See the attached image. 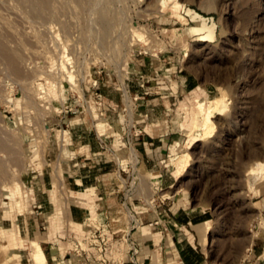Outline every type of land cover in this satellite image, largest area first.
Segmentation results:
<instances>
[{"label":"rangeland","instance_id":"374dc122","mask_svg":"<svg viewBox=\"0 0 264 264\" xmlns=\"http://www.w3.org/2000/svg\"><path fill=\"white\" fill-rule=\"evenodd\" d=\"M192 13L210 36L187 29ZM197 100L212 109L205 136ZM135 128L169 135L156 167ZM88 142L114 215L71 222L83 235L61 244L71 257L140 264L139 214L162 205L184 212L209 264H241L264 242V171L250 169L264 162V0H0V264H28L31 237L60 223L36 198L59 191L50 179Z\"/></svg>","mask_w":264,"mask_h":264},{"label":"crops","instance_id":"0c3cea01","mask_svg":"<svg viewBox=\"0 0 264 264\" xmlns=\"http://www.w3.org/2000/svg\"><path fill=\"white\" fill-rule=\"evenodd\" d=\"M142 97L141 95L140 98ZM146 111L139 114L140 120L145 121L152 117L153 113L149 112L148 108H146ZM145 114H147V117H145ZM143 130L144 133L135 138V146L140 152L142 166L149 169L150 167H156L157 164V155H151V151L155 154L157 149L162 148L170 137L169 135H155L152 137L149 130ZM79 137L83 138L81 141H84L85 136L80 135ZM152 147L155 148L152 149ZM95 149L96 146L89 142L78 147L70 146L68 160L58 166V168H63L62 180L59 176H56V178L49 181L52 188L56 185L59 191L51 192L50 190L46 193V196L38 194L36 198L38 208L48 209V212H44V215L49 214L50 218L53 216L56 219H58L57 217L61 219L60 223L54 219L48 221L47 230L42 234L38 233L35 236L31 232L32 235L34 234L33 238L38 240L43 249H49V253L45 252L47 255L46 264L54 262L53 255L57 259H62L63 264H71L72 260L78 263L81 261L82 257L77 254L71 257V249L66 250L61 246L62 243L68 244L70 238L78 239L83 236L79 231L81 228L74 227L71 222L84 224L85 219L95 209L102 210L101 213L106 216L114 215L109 210L113 203L109 201L115 200L116 196H112L110 186L107 188L108 185L104 183L103 179H99L101 176L100 171L105 168V165L96 162L95 154L97 151ZM159 177L160 182H167V179H163L160 175ZM87 189H92L93 192L88 197H82L80 194L86 192ZM40 212L43 213L42 210ZM181 213L184 214V212ZM139 215L141 224L135 233L140 264H209L198 247L196 229L185 221L181 214L158 205V207L144 211ZM114 247H117V245L109 244L105 248L106 253L111 258L114 256H112ZM62 250H64V253H61ZM127 252L123 249L122 256L125 257ZM118 258L117 263H122L123 258ZM242 261L241 264H264V242L258 241L251 253L246 254Z\"/></svg>","mask_w":264,"mask_h":264},{"label":"bare ground","instance_id":"6f19581e","mask_svg":"<svg viewBox=\"0 0 264 264\" xmlns=\"http://www.w3.org/2000/svg\"><path fill=\"white\" fill-rule=\"evenodd\" d=\"M192 20H193V22H194L195 25L188 27L187 28L188 30H190V31L192 30L193 31V29H195L197 31L205 32V35L203 37H208V36L211 35V31H212L213 25L211 27H208L205 24L204 17H202L201 15H199L197 13H192ZM196 108H197V111L198 112L203 113V117L200 118V119L198 118L197 122L198 123H202L203 124V128L204 127L205 128H208L206 131H203L199 135L205 136L206 134L210 133L211 130H212V128H210V125H209L211 123L210 117H212L211 116L212 109L211 108L206 109L205 108V102L204 101H201V100H197V106H196ZM212 108H213V106H212ZM193 126H194V122H193ZM263 163L257 162V165L255 167L250 168L251 169V174L253 175V178H255L259 173H262L264 171V164ZM172 173L175 176L178 174V172H176L175 169L172 170ZM83 193H84L83 194L84 197H86V192H83ZM23 232H24V230H23ZM30 245H31V247H30L31 260H30V262L28 264H46L47 263V255H46L45 251L43 250V248L41 247V245L38 242V240L31 237V239H30ZM52 259H53V261H56V256L53 255Z\"/></svg>","mask_w":264,"mask_h":264},{"label":"built area","instance_id":"2783aa9c","mask_svg":"<svg viewBox=\"0 0 264 264\" xmlns=\"http://www.w3.org/2000/svg\"><path fill=\"white\" fill-rule=\"evenodd\" d=\"M142 133V129L141 128H138V129H136L135 128V130H134V133H133V136H138L139 134H141ZM126 136H128V134L126 135ZM126 141H127V143L129 144V145H131V143H132V137L130 138V137H127L126 138ZM77 244H78V247H79V249L80 250H82L83 251V249L81 248V245H79V242L77 241ZM99 247H98V250L100 251V259L103 261V262H106V259H105V256L103 255V248L105 247V241H104V238H101V240L99 241ZM76 246V245H75ZM77 247V246H76ZM135 252H136V249L134 248L133 249Z\"/></svg>","mask_w":264,"mask_h":264}]
</instances>
